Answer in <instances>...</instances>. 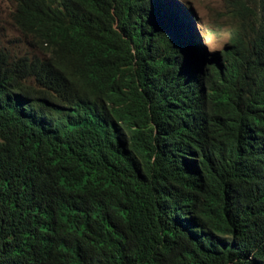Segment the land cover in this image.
Segmentation results:
<instances>
[{"label": "trees", "instance_id": "16d2710c", "mask_svg": "<svg viewBox=\"0 0 264 264\" xmlns=\"http://www.w3.org/2000/svg\"><path fill=\"white\" fill-rule=\"evenodd\" d=\"M12 1L0 264H264V0L218 51L187 0Z\"/></svg>", "mask_w": 264, "mask_h": 264}, {"label": "rangeland", "instance_id": "374dc122", "mask_svg": "<svg viewBox=\"0 0 264 264\" xmlns=\"http://www.w3.org/2000/svg\"><path fill=\"white\" fill-rule=\"evenodd\" d=\"M193 8L195 27L201 42L209 51H218L229 36L230 27L236 28L240 22L251 21L253 15L238 7L234 0H187ZM251 1V0H250ZM250 1L243 2L251 7ZM15 3L12 0H0V48L11 54L25 50V39L12 23L11 13ZM222 26L217 23L218 20ZM213 31V32H210ZM181 42H187L192 37L185 36Z\"/></svg>", "mask_w": 264, "mask_h": 264}, {"label": "water", "instance_id": "95a60500", "mask_svg": "<svg viewBox=\"0 0 264 264\" xmlns=\"http://www.w3.org/2000/svg\"><path fill=\"white\" fill-rule=\"evenodd\" d=\"M198 48V44L194 41H187L184 45L183 49L189 57H193L196 50Z\"/></svg>", "mask_w": 264, "mask_h": 264}, {"label": "bare ground", "instance_id": "6f19581e", "mask_svg": "<svg viewBox=\"0 0 264 264\" xmlns=\"http://www.w3.org/2000/svg\"><path fill=\"white\" fill-rule=\"evenodd\" d=\"M179 3V2H178Z\"/></svg>", "mask_w": 264, "mask_h": 264}]
</instances>
